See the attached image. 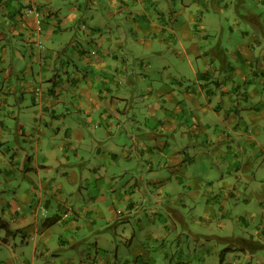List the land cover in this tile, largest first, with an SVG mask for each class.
I'll return each instance as SVG.
<instances>
[{"label": "crops", "instance_id": "crops-1", "mask_svg": "<svg viewBox=\"0 0 264 264\" xmlns=\"http://www.w3.org/2000/svg\"><path fill=\"white\" fill-rule=\"evenodd\" d=\"M162 1L0 0V191L14 190L13 197L0 200V264H12L3 259L15 254H19L17 264L87 263L77 257L83 252H68V261L56 258L62 253L56 250L66 246L65 235L48 238L68 208V201L50 195L54 185L66 194L65 183L57 185L53 180L74 174L76 185L85 170L102 180L97 184L99 198L79 195L86 208L72 205L79 225L71 226L84 228V234H101L100 258L87 255L95 257L94 264H184L187 252H198L194 235H203L202 229L191 226L190 215L211 228L217 223L220 230H226L231 219L253 223L262 216L263 224L256 231L264 235V157L259 160L247 148L249 144L264 150V0H239L252 6L242 24L236 15L238 0H191V5L184 0L182 17L188 15L190 22H181L179 13L162 7ZM150 2L153 10L148 8ZM254 4H260L259 12ZM29 8L33 11L27 12ZM223 9L231 15L227 18L230 47L220 42L222 52L212 55L213 43L195 38L194 24L197 19L212 22ZM118 15L131 22L132 37L141 45L160 44L156 47L161 54L153 62L167 64L164 74H172L170 78L182 89L190 85L192 91L188 96L183 90H160L157 106L147 104L141 115L152 116L149 129L163 138L147 141L137 135L132 146L123 145L121 150L118 144H104L94 131L114 115L130 118L120 99L127 95L121 90L129 88L123 89V80L109 76L108 58L117 54L105 48L98 62L99 56L95 60L88 51L95 42L103 44L94 36L106 28L110 37L121 39L125 26L117 23ZM181 57L184 69L174 72L172 61ZM189 98L201 104L197 117L189 111ZM141 115L133 113L134 125L142 124L146 116L139 120ZM109 123L106 129L112 133L114 123ZM166 130L175 131L169 133L174 140L166 138ZM208 136L209 141L202 143L200 138ZM48 140L50 153L45 148ZM62 154L70 164L62 162ZM60 164L66 167L48 172L52 167L60 169ZM141 165L149 172H141ZM32 186L38 188L36 192ZM145 194L155 195L153 217L142 207ZM28 203L36 207L32 212L25 206ZM116 204L128 211L124 221H115ZM180 224L189 229L183 235L191 241L182 240ZM71 226H67L70 232ZM22 234L24 242L35 244L30 257L22 249L23 260L16 243ZM110 234L119 248H112L116 253L109 261L101 252L108 253L103 246ZM257 234L250 235L255 239ZM43 241L47 252L39 250ZM244 246L246 252L249 243ZM3 248L13 252H2ZM121 249L132 256L122 252L125 261L119 260ZM71 253L77 256L72 259ZM257 253L248 255L253 264L259 262Z\"/></svg>", "mask_w": 264, "mask_h": 264}, {"label": "rangeland", "instance_id": "rangeland-1", "mask_svg": "<svg viewBox=\"0 0 264 264\" xmlns=\"http://www.w3.org/2000/svg\"><path fill=\"white\" fill-rule=\"evenodd\" d=\"M99 1V0H98ZM184 0H163L161 2V6L164 8H172L179 13V19L181 22H190V17L187 15V17H182V15L185 13L183 12V2ZM235 1V0H234ZM250 2V0H248ZM185 3L187 5H191V0H185ZM234 3V2H233ZM237 3L236 6V15L239 19L238 23L242 24L243 22H247L250 16V10L249 7L251 8L248 3L246 2H239L236 1L235 4ZM153 4L148 3V8L152 7L153 10ZM235 6V5H234ZM194 7V6H193ZM253 7L255 8V12H259L258 8L260 7V4H254ZM246 8L248 10H246ZM89 15L87 14L86 18L87 20L89 19ZM216 19L213 20L212 22H203L202 19H197L195 21L196 28H195V38L200 37V40L207 41V42H212L213 46L210 48V51L212 55H216L219 52H222V46L220 42H223L226 47H230L229 45V38L231 37V34L229 32V22L227 18H231V15L227 14L224 9L223 11L216 12L215 16ZM221 18V20H220ZM116 21L120 25L125 26L124 33L121 37V39L118 38H112L110 37L112 33H105L106 31H109V28H106V30L103 32V34H97L94 37L98 39V41L103 40V44L98 45V43L92 44V46L88 49L89 52H91L93 56V59L95 57L99 56V60H96L98 62H101L103 59V54H104V49L107 48L110 50L112 53L117 54L116 56L109 57L108 59L111 60L112 62L107 65L109 68V76L113 79H121L125 83L123 85V89L129 88V90H121L124 92V94H127L125 96H120V99L122 100V105L121 107L126 110V112L129 114L130 118H128V115L125 117H118L117 115H114L110 120L105 121V126L96 128L94 131V134L101 138L103 140L104 144H108L109 142L112 145L118 144L120 146V150L122 149L123 145H129L132 146V139H134V136L139 135L140 139H145V140H150V139H161L163 138V135H158L155 132H151L153 130L149 129L150 128V123L153 121L152 116L148 113L146 115H141L143 110H147L145 106H148L147 104H150V107H155L159 103V91L160 90H183L185 91L188 96L192 95L191 89L189 90V86L184 85L183 89L180 87L179 83L177 81H174L170 76L172 74L166 73L164 74V71L167 70L168 65L167 64H162V61H154L156 59L157 55L159 56L161 52H157L158 48H160V44H156V46H151V42H144V45H141L139 40H136L132 37L131 33V28L132 24L127 20L126 17L118 15L116 16ZM209 24V25H208ZM208 25V31L205 32L203 31V28L205 29V26ZM85 26V25H84ZM87 26V25H86ZM242 28H245L247 30L246 26H242ZM86 30H88V26L86 27ZM225 31V32H224ZM198 32V36H197ZM108 34V36H107ZM209 38V39H208ZM216 38V40H215ZM234 41H237L236 39ZM236 45V43H234ZM120 45V46H118ZM166 50H164L165 52ZM173 56V55H172ZM194 56V55H193ZM162 57V56H161ZM181 58H178L179 62H173V71L175 72L176 70H179V68H183V64H181ZM153 62V63H152ZM194 64L197 66L196 58H194ZM191 65L188 64L187 67H190ZM186 67V68H187ZM191 68V67H190ZM131 80V81H129ZM254 84H251L250 87H253ZM117 92V90H115ZM126 104L128 105V108L126 107ZM153 104V105H152ZM201 104L196 105L193 104L191 99L189 98V111L190 113L195 112V116L197 117V114L201 112L200 108ZM138 112L141 116H139V120H143L146 116V118L143 120L142 124L136 125L133 124L132 122V117L134 112ZM108 122L114 123L113 127L111 128L113 131L110 133L106 127H108ZM109 123V124H110ZM253 124V123H252ZM163 126V125H162ZM161 126V127H162ZM141 127V128H139ZM167 129V128H166ZM258 130V129H257ZM156 131V130H155ZM167 132L168 135H166V138H170L171 140H174L172 134L169 133H175L174 130L171 131H163ZM194 132V131H193ZM191 133V131H190ZM209 133V132H208ZM234 136V134L232 133ZM198 137V136H197ZM136 138V137H135ZM235 143H238L239 140L236 138H233ZM201 142H208L209 141V136L208 137H201L200 138ZM187 143L191 142V139H187ZM248 142H252V140H248ZM50 141L48 140L45 144V148L47 149L50 153ZM247 142H245L244 145H246ZM117 145V146H118ZM255 145H247V148H251L250 151L253 152V154L257 157L263 158L264 157V150H262V147L260 148H255ZM118 150V148H117ZM75 152V151H74ZM43 155V154H42ZM45 155V154H44ZM62 162L63 163H68L70 164V159L67 155L62 154ZM144 165H147L146 160H143ZM75 164L78 163L74 162ZM61 165V164H60ZM66 164L61 165L60 169L59 167L56 166L55 168H51L48 172L51 174L56 173L57 171L61 170L62 168H65ZM141 169V172H149L146 167L139 166ZM56 169V170H55ZM61 173V172H60ZM62 174V173H61ZM148 176V175H146ZM74 174H71V177H59L54 181V184L56 183L57 185L60 183H65L64 191L66 194L63 193V189L57 186H53V188L50 191V195L53 196L55 194H58L59 197L63 199V201H68V208H66V216H63L59 223H56L53 225V228L51 230V234H49L48 238H52L54 240L57 236H62L65 235L66 239V246H62L61 248H58L56 252H62L60 255H56L60 257L62 256L63 260L70 259L68 257V252H83L80 255H73L71 253V258L74 259L76 256L80 258L79 260H83L87 262L88 264H94V259L95 257H88L89 255H98V252L100 250L98 249V241L101 239L100 238V233L99 232H93L90 234H84V228L82 227H72L71 225L75 224V222L79 225V221L77 219V213L78 211L76 210L73 212L74 207L79 205L80 207L86 208V202H82L84 198L79 199V195H82L83 197H91L92 195L96 196V199L99 198L97 197V184L100 182L102 183V180L98 177L93 175L91 171H84V175L79 174V180L78 183L75 185L72 181V178H74ZM37 179V178H36ZM51 180H47L45 183H49ZM38 188H34L32 186L33 191H37ZM32 190L30 191V194L32 193ZM13 188H9V190H6L5 192L0 191V200L2 201V198H11L13 197ZM22 191H24L22 189ZM36 194V193H35ZM34 194V195H35ZM146 199L143 201V197L141 198L142 201L144 202L142 204V207L146 208L147 212H150L149 217H153L156 215L154 210L152 209V205L156 204L155 202V195L151 194H145ZM63 202V203H64ZM70 204V205H69ZM73 205V206H72ZM25 206L28 207V210L32 212L33 208H36L34 204H26ZM24 206V207H25ZM75 206V207H76ZM120 204H116L115 207V213L117 215L115 221L118 222L119 220L127 219L128 218V211L122 210L119 208ZM43 208L46 210L47 208L43 206ZM152 209V210H151ZM67 211H69L71 214H68ZM80 212V211H79ZM82 217L84 214L80 212ZM46 214V213H45ZM147 214V213H145ZM131 218V216L129 217ZM189 218L194 219L191 221V226L195 229L198 230V228L202 229L201 233L203 235H194L196 238L195 240V247L198 248V252L195 249H192L191 252H187L185 256H183V261L184 264H253L252 259L253 257L248 256L249 253L251 252H258L257 256L255 259H257L259 262H256L255 264H264V235L261 232L256 231L258 227L261 226V221H262V216L259 217V219L256 222H251V221H245L246 223H241V220H236V219H231V223L227 227L226 230H223L224 227L221 228L217 223L214 224V226L211 228L206 225H203L201 223L200 219L197 217L189 216ZM69 219V220H68ZM134 219V217L131 218V220ZM68 220V222H66ZM83 221V220H82ZM124 221V220H123ZM200 222V223H199ZM244 222V221H243ZM71 226V232L69 229H67L68 224ZM80 225H82L80 223ZM131 226V224H129ZM83 226V225H82ZM123 230V229H122ZM179 230H180V235L182 240H192L188 235H183L184 232H189V229L187 227H184L182 224L179 225ZM252 232L258 233L257 238H252L250 235ZM23 236V237H22ZM19 236V239L17 240V244L20 245V257H22V260L24 259L25 253H21L22 249H24V252H27L29 254V257L31 256V253L35 252V244L31 240L30 243L24 242V235ZM54 237V238H53ZM72 237L74 238L73 241H71ZM47 238V239H48ZM61 238V237H60ZM242 238H247L246 240ZM250 239V240H249ZM77 240H81V242L77 243ZM116 242L115 237L110 234L109 236V241L104 243V249H108L103 254V257L109 259L112 255V253L116 252H111L112 248L113 250H116L119 248V245ZM37 243V240L36 242ZM120 243V242H119ZM244 243H249V246L246 248L245 252V246ZM17 244H13L12 248H15ZM76 244V245H75ZM121 244V243H120ZM124 244H121L120 248L124 247ZM11 248V247H10ZM17 248V247H16ZM235 248H238L236 250ZM8 249V250H7ZM7 250V251H6ZM40 251L42 252H47L45 250V241H43V244L40 246ZM127 250V249H126ZM236 250V252H235ZM128 251V250H127ZM123 249L120 250V252H117L119 254V260L125 261V255L122 252H127ZM237 251H241V255L236 256ZM2 252H13L9 248H3ZM55 252V251H54ZM65 256H64V253ZM181 252V251H178ZM244 252L247 256H244ZM130 253L129 251L127 254ZM224 254L226 255V258H223ZM15 256H11L4 258L3 260L7 263L12 262V264H17V258ZM88 255V256H87ZM129 256H132V253L129 254ZM100 258V256H97ZM182 257L181 254L177 255V258L179 259ZM238 257V258H237ZM197 258V259H196ZM230 259L227 261L226 259ZM237 259V260H236ZM91 261L90 263L88 261ZM57 261V260H56ZM163 262V261H161ZM79 263V262H78ZM86 263V264H87ZM108 262L107 264H109ZM181 264V263H178Z\"/></svg>", "mask_w": 264, "mask_h": 264}, {"label": "clouds", "instance_id": "clouds-1", "mask_svg": "<svg viewBox=\"0 0 264 264\" xmlns=\"http://www.w3.org/2000/svg\"><path fill=\"white\" fill-rule=\"evenodd\" d=\"M32 11H33L32 8L27 9V12H32Z\"/></svg>", "mask_w": 264, "mask_h": 264}]
</instances>
